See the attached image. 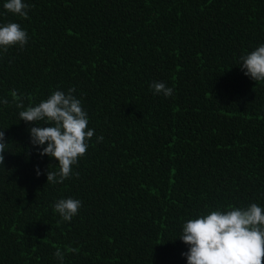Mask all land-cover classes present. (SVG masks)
I'll list each match as a JSON object with an SVG mask.
<instances>
[{
  "label": "trees",
  "instance_id": "trees-1",
  "mask_svg": "<svg viewBox=\"0 0 264 264\" xmlns=\"http://www.w3.org/2000/svg\"><path fill=\"white\" fill-rule=\"evenodd\" d=\"M5 2L0 25L28 42L0 53V264H61L57 247L63 264H187L188 219L264 208V81L239 65L264 44V0H24L27 19ZM69 88L94 135L73 175L48 183L58 161L29 131L48 125L16 103ZM62 198L82 202L70 222Z\"/></svg>",
  "mask_w": 264,
  "mask_h": 264
},
{
  "label": "clouds",
  "instance_id": "clouds-1",
  "mask_svg": "<svg viewBox=\"0 0 264 264\" xmlns=\"http://www.w3.org/2000/svg\"><path fill=\"white\" fill-rule=\"evenodd\" d=\"M3 7L7 12L28 18L30 6L24 0H6ZM27 42L28 33L19 23L0 25V53L16 45L22 49ZM240 61L246 76L256 82L264 81V44L241 55ZM150 88L154 94L162 93L166 98L173 95V88L162 81H153ZM74 92L75 88H69L67 93L56 90L35 106L25 107L22 100L16 103L17 108L23 109L19 112L20 120L37 125L43 121L48 125L29 129L31 143L42 147L39 155L58 161L59 171L47 170L48 183H63L73 175V166L86 154L88 141L94 135V129L88 128V115ZM11 95L18 99L15 90ZM0 104L7 105V97L0 98ZM102 141L103 136L97 137V142ZM6 146L4 131L0 130V165ZM36 172L38 176L41 174L38 166ZM75 175L78 177L79 173ZM81 206L79 199L62 198L55 202L54 211L63 221L70 222ZM179 238L189 246L182 253L187 264H264V208L252 203L246 208L229 206L227 211L212 210L183 223ZM67 251L75 253L78 249ZM54 256L63 264L65 251L57 247Z\"/></svg>",
  "mask_w": 264,
  "mask_h": 264
}]
</instances>
